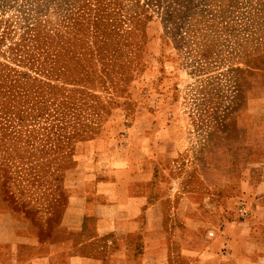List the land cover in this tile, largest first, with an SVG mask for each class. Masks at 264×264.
<instances>
[{
	"label": "rangeland",
	"instance_id": "obj_1",
	"mask_svg": "<svg viewBox=\"0 0 264 264\" xmlns=\"http://www.w3.org/2000/svg\"><path fill=\"white\" fill-rule=\"evenodd\" d=\"M95 138L123 156L148 141L195 181L259 168L264 0H0L10 206L46 213L76 143Z\"/></svg>",
	"mask_w": 264,
	"mask_h": 264
},
{
	"label": "crops",
	"instance_id": "obj_2",
	"mask_svg": "<svg viewBox=\"0 0 264 264\" xmlns=\"http://www.w3.org/2000/svg\"><path fill=\"white\" fill-rule=\"evenodd\" d=\"M135 140L125 156L76 143L35 219L10 206L1 163L0 264H264V160L201 182Z\"/></svg>",
	"mask_w": 264,
	"mask_h": 264
},
{
	"label": "built area",
	"instance_id": "obj_3",
	"mask_svg": "<svg viewBox=\"0 0 264 264\" xmlns=\"http://www.w3.org/2000/svg\"><path fill=\"white\" fill-rule=\"evenodd\" d=\"M240 211H242V210H240ZM209 235H212V233H210Z\"/></svg>",
	"mask_w": 264,
	"mask_h": 264
}]
</instances>
